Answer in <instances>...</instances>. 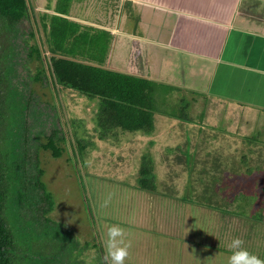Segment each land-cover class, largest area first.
<instances>
[{"label":"rangeland","instance_id":"obj_1","mask_svg":"<svg viewBox=\"0 0 264 264\" xmlns=\"http://www.w3.org/2000/svg\"><path fill=\"white\" fill-rule=\"evenodd\" d=\"M49 1L30 0L39 28V13L45 5L50 7ZM100 8L103 7L100 5ZM43 12L48 19L50 15L44 10ZM102 16L104 18L105 15ZM33 27L38 30L36 25ZM27 30L29 29L20 27L18 34L14 32L7 45L11 46L10 52L13 55L10 63L17 66L11 70L14 74V84L11 85L9 96L21 95L23 90L31 87L38 94V97L31 96L32 102L39 100L37 103L45 104L56 118L63 108L59 126L65 130L69 127L68 123L71 128L82 123L85 134L82 128H79V136L83 133V139H88L89 144H94L86 148L87 154L82 165L73 164L69 150L58 159L51 158L48 152L42 153L40 160V167L44 171L42 182L54 201L51 217L63 223L65 227L76 230L79 239L83 240L81 242L89 243L84 251L88 259L93 262L97 258L105 260L103 235L109 224H117L125 229L124 238L128 242V255L124 264H226L230 254L226 245L233 237H239L243 241L242 247L264 260V211L261 221L256 222L240 216L242 212L235 209L237 203L224 206L219 201L215 202L217 199L210 202V194L199 195L197 187L186 194L189 190L187 180L190 177L181 163L183 158L181 157L179 162L174 150L177 146L181 149L185 146L183 138H179V135L188 126L183 122L186 119L192 125L189 146L195 141L200 143L198 148L202 157L199 156L196 161L202 160L206 153L219 154L222 157L234 158L233 162L240 170H251L250 176L239 175L232 179V182L233 185L242 187L247 194H258L259 200L248 211V215L255 218L256 209H264L263 121L252 117L246 110H229L227 106L224 108L225 104L210 102L198 96L192 97L188 93L149 86L146 93L151 96L155 109L152 135L146 137L139 133H126L119 138V145L100 142L92 132L95 112L92 104L74 97L75 93L73 95L51 91L50 83H46L44 88L36 83L35 79L40 77L39 69L48 82L50 75L45 69L43 58L36 59V54L33 53L32 57H27V54L35 49H41V56L45 54L49 57L50 54L46 52L45 42H35L34 38L31 40L27 35L28 42L33 44L27 45L22 41L21 33ZM99 49L101 50L100 46ZM84 57L85 61L88 60L87 53ZM12 108L11 118L17 119L21 110L15 104ZM74 118L77 122H73ZM38 125L33 123L31 131L49 132L51 129L49 125L44 128ZM220 131L224 132V136H220ZM31 139L32 136L26 134L21 139L22 145L24 140L31 142ZM219 144H224L225 152H220ZM144 155L153 165L157 186L155 194H145L132 188L135 185L139 161ZM74 166L90 175L83 177L85 182L90 184L88 193L92 195L90 199L98 216L102 249L91 246L94 244L93 232L80 206L81 188ZM198 176L200 174L192 176L193 182L200 180ZM226 181L227 176L218 173L210 186L215 190ZM202 183L204 185L205 182ZM218 194V198L225 196V202L231 203V190ZM216 206L234 211V216L226 215L223 209H217ZM24 214L25 212H22V215Z\"/></svg>","mask_w":264,"mask_h":264},{"label":"trees","instance_id":"obj_2","mask_svg":"<svg viewBox=\"0 0 264 264\" xmlns=\"http://www.w3.org/2000/svg\"><path fill=\"white\" fill-rule=\"evenodd\" d=\"M54 2L55 12L66 15L73 0ZM34 12L30 0H0V264H107L106 259L97 258L94 262L88 259L84 251L89 243L81 242L83 240L79 239L76 230L53 220L51 214L54 210V201L42 182L44 171L40 167L42 153L48 152L51 158L58 159L62 154H66L67 150L70 151L73 164L82 165L87 154L86 148L94 144H89L88 139H83L85 129L82 123H78L79 125L74 128L68 123L69 127L65 130L59 126V118L64 113L63 108L56 118L45 104L37 103L39 100L32 102L30 98L38 97V94L31 87L23 90L21 95L16 94L17 97L14 94L9 96L11 85L14 84L12 82L14 74L11 70L17 66L10 63L13 55L10 52L11 46L7 45L13 33L18 34L20 27L29 29L21 33V39L27 45L33 44L28 42L27 37L31 40L34 38L35 42L37 40L39 43L45 42L49 57L45 54L41 56V49L32 50L27 54V57L36 54V59L43 58V64L46 66L44 68L50 75L48 82L39 69L40 77L35 79L36 83L41 88L50 83L51 91L76 94L74 97L92 104L95 108L92 132L100 142L119 145V138L126 133L133 135L139 133L146 137L152 135L155 109L151 103V96L146 93L152 85L134 77L103 69L100 67L101 64L94 66L75 61L76 54L82 53H87L90 60L99 59L101 50L98 48V42L95 43V38L86 32L76 33V25L70 24L66 18L55 15L47 19L40 12V28L43 29L41 30ZM35 25L38 30L33 27ZM31 28L36 31H31ZM87 39L91 45L95 43L93 47L89 45L91 47L89 51L84 50L80 44L85 42L86 46ZM82 56L85 58V55ZM14 104L21 110L17 119L11 118ZM73 122L77 120L74 118ZM183 122L188 126L183 129L184 132L180 133L179 138H183L185 146L183 149L177 146L174 150L179 162L180 158H183L181 163L190 177L187 180L189 190L186 194L197 187L199 195L210 194L208 197L210 202L217 199L215 202L219 201L224 206L237 203L235 209L242 212L240 216L256 222L261 221L264 209H256L255 218L248 215L250 207L259 200L258 194H247L242 187L233 185L232 182V179L239 175L250 176L251 170H240L233 162L234 158L222 157L219 154L206 153L202 160L196 161V158L201 156L198 148L200 143L195 141L191 147L189 146L192 125L186 119ZM33 123L43 128L49 125L51 129L49 132H33L31 131ZM79 128L84 132L80 136ZM26 134L32 136L31 142L24 140L25 143L22 145L21 139ZM221 135L224 136V132L220 131ZM218 148L223 152L224 144H219ZM74 170L81 188L80 206L93 232L94 244L91 246L102 249L98 216L90 199L92 195L88 193L90 184H87L83 177L90 175L81 171L79 167L74 166ZM218 173L225 174L227 181L214 190L210 184ZM198 174L200 180L193 182L192 176ZM155 181L152 162L144 155L139 161L135 185L132 188L145 194H155L157 193ZM202 182H205L204 185ZM228 190L233 193L231 203L225 202L227 200L225 196L218 198L219 192ZM215 208L223 209L226 215L234 216V211H228L220 206ZM22 212L25 214L22 215ZM227 251L230 253L231 250Z\"/></svg>","mask_w":264,"mask_h":264},{"label":"crops","instance_id":"obj_3","mask_svg":"<svg viewBox=\"0 0 264 264\" xmlns=\"http://www.w3.org/2000/svg\"><path fill=\"white\" fill-rule=\"evenodd\" d=\"M54 1L41 13L66 18L101 47L102 58L85 61L82 53L75 61L264 123V0H73L66 15ZM95 43L80 44L89 51Z\"/></svg>","mask_w":264,"mask_h":264},{"label":"clouds","instance_id":"obj_4","mask_svg":"<svg viewBox=\"0 0 264 264\" xmlns=\"http://www.w3.org/2000/svg\"><path fill=\"white\" fill-rule=\"evenodd\" d=\"M125 229L117 224H109L103 235V246L107 264H124L128 255V242L125 240ZM243 241L233 237L226 245L230 249L226 264H264V260L249 253L242 247Z\"/></svg>","mask_w":264,"mask_h":264}]
</instances>
